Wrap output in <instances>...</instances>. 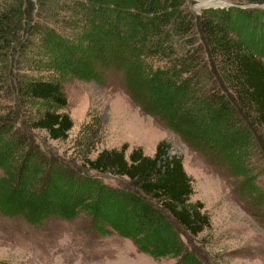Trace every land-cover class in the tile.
<instances>
[{"label":"trees","instance_id":"trees-1","mask_svg":"<svg viewBox=\"0 0 264 264\" xmlns=\"http://www.w3.org/2000/svg\"><path fill=\"white\" fill-rule=\"evenodd\" d=\"M8 1L0 2V92L17 103H0V214L41 224L50 214L69 220L82 210L98 233L128 238L153 258L203 264L188 244L210 219L190 201L191 178L165 142L152 156L127 153L124 144L68 166L30 130L67 140L73 121L55 111L67 105L60 79L101 83V59L116 50L127 63L121 56L109 66L125 76L143 69L174 133L197 138L208 154L213 147L224 155L264 149V9L212 5L193 18L185 0H35L26 22L28 0ZM15 55L21 67L57 74H12ZM105 175L118 183L104 182Z\"/></svg>","mask_w":264,"mask_h":264},{"label":"rangeland","instance_id":"rangeland-1","mask_svg":"<svg viewBox=\"0 0 264 264\" xmlns=\"http://www.w3.org/2000/svg\"><path fill=\"white\" fill-rule=\"evenodd\" d=\"M34 1L26 3V22L34 17ZM204 1L185 0L193 18L200 14L198 9ZM209 1L216 5L264 9V0ZM99 41L106 46L110 43L100 37ZM116 52L111 57L107 51L110 56L101 59L107 65L100 74L101 83L70 75L60 79L67 105L56 106L55 111L68 114L73 127L68 139L60 142L48 140L43 132L31 129L36 142L68 166H80L85 158L92 159L103 149H120L124 144L128 146L127 153L139 148L152 156L157 144L165 142L168 155L181 158L191 178L190 201L200 202L210 219L209 228L189 239L190 250L203 264H264V149L224 155L213 147V154H208L197 138L186 132L182 136L174 133L168 127L159 100L152 95L143 69L134 67L132 75L125 76L122 70L109 66L120 64L122 54ZM16 58V55L10 57L12 74L29 71L46 78L57 74L56 69L49 67L39 71L21 67ZM122 58L123 66H120L124 67L127 62L125 56ZM129 80L136 84L137 90L132 93L127 88ZM7 95L4 90L0 92V103L16 105L14 96ZM242 157L245 162L241 161ZM102 179L111 185L118 183V179L107 175ZM173 226L180 239L187 242L182 229L175 223ZM168 238L170 241L173 236ZM0 263L178 264V259H156L141 252L128 238L114 232L98 233L87 212L81 210L69 220L50 214L41 224L30 223L20 215L0 214Z\"/></svg>","mask_w":264,"mask_h":264},{"label":"bare ground","instance_id":"bare-ground-1","mask_svg":"<svg viewBox=\"0 0 264 264\" xmlns=\"http://www.w3.org/2000/svg\"><path fill=\"white\" fill-rule=\"evenodd\" d=\"M203 5H201L200 6V10L202 9V8H205V7H208V6H212V5H215V6H218V5H223V4H218V5H216V4H214V2H210L209 0H206V1H204L203 3H202Z\"/></svg>","mask_w":264,"mask_h":264},{"label":"water","instance_id":"water-1","mask_svg":"<svg viewBox=\"0 0 264 264\" xmlns=\"http://www.w3.org/2000/svg\"><path fill=\"white\" fill-rule=\"evenodd\" d=\"M224 5H228V4H224ZM200 11V9H198V12Z\"/></svg>","mask_w":264,"mask_h":264}]
</instances>
